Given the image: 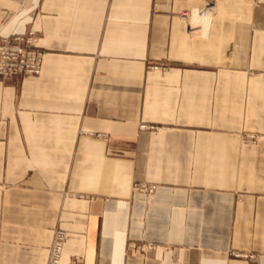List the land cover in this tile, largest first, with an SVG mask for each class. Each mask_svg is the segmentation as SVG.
<instances>
[{
  "label": "crops",
  "instance_id": "obj_1",
  "mask_svg": "<svg viewBox=\"0 0 264 264\" xmlns=\"http://www.w3.org/2000/svg\"><path fill=\"white\" fill-rule=\"evenodd\" d=\"M29 32L0 264H46L59 230L63 263L264 264V0H0V37Z\"/></svg>",
  "mask_w": 264,
  "mask_h": 264
},
{
  "label": "built area",
  "instance_id": "obj_2",
  "mask_svg": "<svg viewBox=\"0 0 264 264\" xmlns=\"http://www.w3.org/2000/svg\"><path fill=\"white\" fill-rule=\"evenodd\" d=\"M206 10L199 14L204 16ZM43 52L37 47L34 33L28 35L11 34L8 37H0V80H6L13 76L39 75L43 65ZM103 139L107 137L100 135ZM253 135L247 139L252 140ZM132 190L147 196L155 193L156 185L145 182L133 183ZM65 243V233L61 230L53 235L49 247V255L46 264H81L79 259L63 263L62 252ZM251 257V256H249Z\"/></svg>",
  "mask_w": 264,
  "mask_h": 264
},
{
  "label": "rangeland",
  "instance_id": "obj_3",
  "mask_svg": "<svg viewBox=\"0 0 264 264\" xmlns=\"http://www.w3.org/2000/svg\"><path fill=\"white\" fill-rule=\"evenodd\" d=\"M53 240V239H52ZM51 243H52V241H51ZM51 245V244H50ZM48 255H49V253H48ZM48 260V259H47Z\"/></svg>",
  "mask_w": 264,
  "mask_h": 264
}]
</instances>
